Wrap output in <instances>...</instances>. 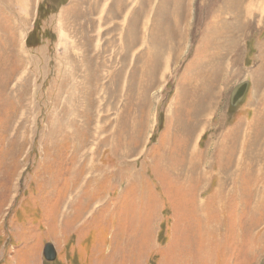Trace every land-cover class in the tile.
Returning a JSON list of instances; mask_svg holds the SVG:
<instances>
[{
  "label": "rangeland",
  "instance_id": "rangeland-1",
  "mask_svg": "<svg viewBox=\"0 0 264 264\" xmlns=\"http://www.w3.org/2000/svg\"><path fill=\"white\" fill-rule=\"evenodd\" d=\"M263 1L0 0V264H264Z\"/></svg>",
  "mask_w": 264,
  "mask_h": 264
},
{
  "label": "water",
  "instance_id": "water-1",
  "mask_svg": "<svg viewBox=\"0 0 264 264\" xmlns=\"http://www.w3.org/2000/svg\"><path fill=\"white\" fill-rule=\"evenodd\" d=\"M247 84L248 83L244 81V82L237 84L235 87H233L230 93V105L231 106L237 105V103L242 100L245 94V90L247 88ZM43 255L45 259L49 261L55 258L56 253H55L53 246L50 243L44 246Z\"/></svg>",
  "mask_w": 264,
  "mask_h": 264
},
{
  "label": "bare ground",
  "instance_id": "bare-ground-1",
  "mask_svg": "<svg viewBox=\"0 0 264 264\" xmlns=\"http://www.w3.org/2000/svg\"><path fill=\"white\" fill-rule=\"evenodd\" d=\"M263 4V6H264V1L261 3V4H259V5H262ZM247 5V4H246ZM247 6H249L250 8H252L253 7V2H250V4L249 5H247ZM249 7H247V11L246 12H248L249 10H250V8ZM249 9V10H248ZM253 9V8H252ZM251 9V10H252Z\"/></svg>",
  "mask_w": 264,
  "mask_h": 264
},
{
  "label": "trees",
  "instance_id": "trees-1",
  "mask_svg": "<svg viewBox=\"0 0 264 264\" xmlns=\"http://www.w3.org/2000/svg\"><path fill=\"white\" fill-rule=\"evenodd\" d=\"M43 5H44V3H43ZM47 6H48V4H46Z\"/></svg>",
  "mask_w": 264,
  "mask_h": 264
}]
</instances>
